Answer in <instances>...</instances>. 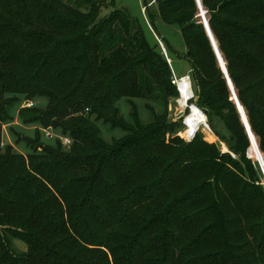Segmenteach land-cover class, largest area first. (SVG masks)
<instances>
[{"label": "trees", "instance_id": "1", "mask_svg": "<svg viewBox=\"0 0 264 264\" xmlns=\"http://www.w3.org/2000/svg\"><path fill=\"white\" fill-rule=\"evenodd\" d=\"M200 2L201 21L195 0L150 3L180 28L193 102L212 133L198 109L189 121L234 157L200 135L171 138L169 65L124 11L96 22L112 0H0V264H264L263 178L237 109L264 156V0ZM39 96L47 107L21 108L18 119L71 145L16 136L29 149L20 155L2 142L9 107ZM120 98L161 100L164 111L148 125L134 112L129 126ZM100 119L124 136L104 143Z\"/></svg>", "mask_w": 264, "mask_h": 264}, {"label": "rangeland", "instance_id": "2", "mask_svg": "<svg viewBox=\"0 0 264 264\" xmlns=\"http://www.w3.org/2000/svg\"><path fill=\"white\" fill-rule=\"evenodd\" d=\"M66 3H73L74 0H63ZM152 0H112V3L100 8L98 15L96 17V22L103 20L110 12L117 9L120 11H124L127 13L138 25L140 28L146 43L158 49L157 46L160 48L159 41L164 46L166 50V55L170 60L169 68L171 70L172 78L171 83L175 88L177 97H172L168 101V107L166 116L164 120H169L174 123H179L178 130L174 132V135L171 137H176L179 140H183L184 142L186 138H184V127H183V120L186 116L189 115L191 107H196L200 110L207 122L206 114L203 110H201L198 106L195 105L193 101L195 98L189 102L188 106L190 109L186 108L185 110L182 109L178 104V92L176 90L175 84L173 82V76L175 78H180L184 75H190V64L188 60L185 58V54L187 52L186 46L184 44L182 35L180 33V28L178 25L175 24H167L161 21L157 15V5L151 3ZM205 12V11H204ZM198 19L201 21L202 15L198 10ZM202 24V23H201ZM204 28V27H203ZM159 40V41H158ZM158 44V45H157ZM161 49V48H160ZM183 83L187 88V91L191 95V88L189 81L184 78ZM229 88V87H228ZM230 91V90H229ZM231 93V92H230ZM34 107L38 110H44L47 107L48 100L45 97H36L31 101ZM23 100L11 105L9 107V116H10V123L5 126L2 130V142L5 146H12L15 152L20 155H25L29 152L28 147L25 145L24 142H17L16 136H19L21 139H26L29 141H36L38 140L40 144L45 146H53L56 144V140H49L44 136L42 129L37 130V125H24L18 119V113L22 108ZM117 115L121 117L124 122L129 126H134L135 120L133 118L134 112L136 113L137 122L141 125H148L153 121V113L155 115H162L164 111L163 103L161 100H151L147 101L144 99H133L131 102H127L124 98H120L116 105ZM93 120H96L95 117ZM95 124L98 126L101 136L100 139L109 144L113 140L118 141L124 136V132L119 128H112L111 125L105 122L103 119L95 121ZM208 125V122H207ZM56 135L58 133L55 132ZM200 135L202 139L207 143L216 145L221 154H230L234 157L226 147L225 143H222L217 138L216 140H210L207 135V130L204 128H200L199 131L196 133L195 136ZM169 135L167 136V141H170ZM249 138V137H248ZM25 141V140H22ZM250 142V140H249ZM223 146L226 148L224 151ZM251 149V142L250 146L246 152V157L249 158L257 167L259 173L261 174L262 178H264V173L262 172L259 163L257 162V158H253L252 153L250 152ZM256 153V151L254 152ZM264 158V156H260ZM264 161V160H263ZM12 246L16 253H23L25 252L26 248L25 245L18 241L12 240Z\"/></svg>", "mask_w": 264, "mask_h": 264}, {"label": "built area", "instance_id": "3", "mask_svg": "<svg viewBox=\"0 0 264 264\" xmlns=\"http://www.w3.org/2000/svg\"><path fill=\"white\" fill-rule=\"evenodd\" d=\"M151 4V3H150ZM159 41V40H158ZM161 41V40H160ZM159 41V44H160V48H161V52H162V54H163V56L165 57V59H166V61H167V64L168 65H170V60L168 59V57H167V55H166V50H165V48H164V46L161 44V42ZM173 75V74H172ZM184 78H186L188 81H189V83H190V88H191V98L188 100V104H189V102L190 101H192L195 97H194V93H193V89H192V85H191V80H190V76L189 75H184V76H182V77H180V78H175L174 76H173V82H174V84H175V87H176V90H177V92H178V98L180 99L181 98V93H180V91H179V87H178V83H179V81H181V80H183ZM177 102H178V100H177ZM178 104V103H177ZM186 106H187V104H186ZM32 107H34V105H33V103L32 102H30V101H26V102H24L23 104H22V108H32ZM190 109V106H187V107H184V108H182V109ZM192 108V107H191ZM190 112H191V110H190ZM190 114V113H189ZM186 118H187V116L184 118V120H183V122H182V124H183V127H184V130L186 129ZM206 127H207V130L208 131H210L211 133H212V131L210 130V128H209V126L208 125H206ZM42 131H43V133H44V136L47 138V139H49V140H59L60 141V143H61V145L64 147V148H69L70 147V145H71V140L68 138V137H64V136H61V135H56L55 134V132L51 129V128H46V129H42ZM198 131H199V129H198ZM197 131V132H198ZM197 132H195V133H193V134H191V135H188L187 137H185L184 136V138H186L185 139V141H187V142H190L194 137H195V135H196V133ZM263 185H264V178H263Z\"/></svg>", "mask_w": 264, "mask_h": 264}, {"label": "water", "instance_id": "4", "mask_svg": "<svg viewBox=\"0 0 264 264\" xmlns=\"http://www.w3.org/2000/svg\"><path fill=\"white\" fill-rule=\"evenodd\" d=\"M195 1H196V4H197V7H198V10L200 11V14L205 13V12L203 11V8H202V5H201L200 0H195ZM202 25H203L204 30H205V32H206V35H207V37H208V39H209V42H210V44H211V46H212V49H213L214 54H215V56H216V59H217V61H218L219 67H220V69H221V71H222V73H223L225 79H227V78H226V75H225L224 65L222 64V57H221V55H220V53H219V51H218L217 45H216V43H215V40H214V38H213V36H212V34H211V31H210V29H209L208 23H207V22H206V23H202ZM228 79H229V77H228ZM226 83H227V86L229 87V90H230V92H231V95H234L235 93H234V91H233V88L231 87V84L228 83L227 81H226ZM237 109H238V113H239V115H240V118H241L242 124L244 125V128H245V130H246V132H247V135H248V137H249V140H250V142H251V147H255L256 150H257V152H258V155H259V149H258L257 146H256L255 139H254V137H253V135H252V133H251V131H250L249 125L247 124V121H246V119H245V117H244V114H242V110H243V109L241 108V106H240L239 108L237 107ZM257 162L259 163L260 168H261L262 172L264 173V161L262 160V158L260 157V155L258 156V160H257Z\"/></svg>", "mask_w": 264, "mask_h": 264}, {"label": "bare ground", "instance_id": "5", "mask_svg": "<svg viewBox=\"0 0 264 264\" xmlns=\"http://www.w3.org/2000/svg\"><path fill=\"white\" fill-rule=\"evenodd\" d=\"M178 87H179V91L181 93V98L178 99V105L181 107V108H184V107H187L188 106V100L191 98V95L189 94V92L187 91V88L186 86L184 85L183 83V80L179 81L178 83ZM187 104V106H186ZM192 108H196V107H192ZM192 108H191V112H192ZM197 109V108H196ZM200 111V110H199ZM191 112L190 114L187 116L186 118V129H185V137H187L188 135H191L195 132L198 131V129H200L204 124L202 123H195L194 121H189V118L191 116ZM201 112V111H200ZM202 113V112H201ZM203 114V113H202ZM204 115V114H203ZM207 123V122H206Z\"/></svg>", "mask_w": 264, "mask_h": 264}, {"label": "crops", "instance_id": "6", "mask_svg": "<svg viewBox=\"0 0 264 264\" xmlns=\"http://www.w3.org/2000/svg\"><path fill=\"white\" fill-rule=\"evenodd\" d=\"M5 128V126L3 127V129Z\"/></svg>", "mask_w": 264, "mask_h": 264}]
</instances>
